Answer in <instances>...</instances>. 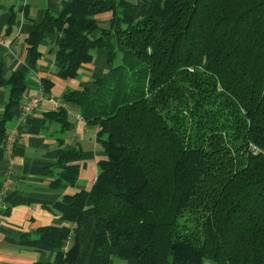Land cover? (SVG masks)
<instances>
[{"label":"trees","instance_id":"1","mask_svg":"<svg viewBox=\"0 0 264 264\" xmlns=\"http://www.w3.org/2000/svg\"><path fill=\"white\" fill-rule=\"evenodd\" d=\"M62 3L27 36L30 60L55 36L58 76L71 80L107 52L96 91L62 97L97 128L107 159L90 189L54 204L63 225L35 234L54 259L34 264H264V0ZM27 87L0 64L2 123ZM45 116L61 126L52 186L72 184L81 155L64 148L68 111Z\"/></svg>","mask_w":264,"mask_h":264},{"label":"crops","instance_id":"2","mask_svg":"<svg viewBox=\"0 0 264 264\" xmlns=\"http://www.w3.org/2000/svg\"><path fill=\"white\" fill-rule=\"evenodd\" d=\"M63 1L0 0V64L5 75L21 72L27 75L28 82L24 100L11 109V115L4 123L8 93L0 88V264L53 260L54 251L35 242L36 232L44 227L63 225L54 204L64 196L90 189L98 174V163L107 159L96 141L97 128L77 117L80 115L78 108L62 101L67 91H96L92 82L111 68L107 52L98 49L93 62L82 65L78 77L71 80L58 76L54 55L50 53L55 36L47 37L40 44L41 56L35 63L30 60L25 42L27 36L34 25L43 21L47 12L60 15ZM12 13H15L16 24L9 29ZM44 80L51 81L48 91L43 86ZM35 97H42L43 101L22 120L23 104ZM61 107L68 111L70 123L64 135V148L80 150L81 169L74 183L54 187L55 178L49 169L56 164L59 150L56 135L61 126L56 122L49 123L45 114ZM13 131L17 132L16 143L12 151H7L5 140ZM6 183L8 190L3 193ZM202 264L217 263L204 260Z\"/></svg>","mask_w":264,"mask_h":264},{"label":"built area","instance_id":"3","mask_svg":"<svg viewBox=\"0 0 264 264\" xmlns=\"http://www.w3.org/2000/svg\"><path fill=\"white\" fill-rule=\"evenodd\" d=\"M42 101H43L42 97H35V98L29 99L25 104H23L22 113H21V119L23 120L25 117L30 115L34 110H36L40 106ZM77 117L79 119H81L80 115H77ZM16 136H17V132L13 131L6 137L5 148H6L7 151H12L13 150L14 145L16 143ZM7 190H8V184L6 183V185L3 188V193H5ZM69 244H70V242L68 240V242L66 243V246L64 248L65 251L68 250Z\"/></svg>","mask_w":264,"mask_h":264},{"label":"rangeland","instance_id":"4","mask_svg":"<svg viewBox=\"0 0 264 264\" xmlns=\"http://www.w3.org/2000/svg\"><path fill=\"white\" fill-rule=\"evenodd\" d=\"M110 17H111V12L102 13V14H99L98 16H96V19L98 21L99 26L100 27H106L108 19ZM96 52H97V50L94 52V55L96 54ZM116 63H115V65H116Z\"/></svg>","mask_w":264,"mask_h":264}]
</instances>
